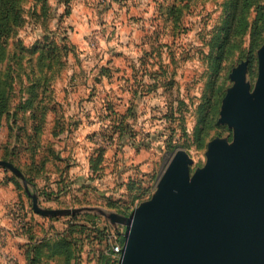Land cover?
I'll return each mask as SVG.
<instances>
[{
    "label": "rangeland",
    "instance_id": "1",
    "mask_svg": "<svg viewBox=\"0 0 264 264\" xmlns=\"http://www.w3.org/2000/svg\"><path fill=\"white\" fill-rule=\"evenodd\" d=\"M101 1L72 0L69 13L64 14L66 10L64 1L26 0L25 22L19 29L18 35L8 44L0 63V77H5L3 78L6 81L5 86L12 87L8 104L9 111L0 120V159H11L16 165L18 164V167L25 170L28 169L27 165L30 160L26 148L28 140L25 129L26 114L21 111L20 107L32 94L30 86L39 74L36 70V64H39L37 59L39 52L31 54L27 50L23 58L19 57L22 50V47L17 45L19 39L29 46H25L27 49H31L36 40L43 36L41 25L45 22L52 26L48 36H53L60 22L75 19V8L78 4H84L83 9L88 12L87 16L91 15L90 20L94 22V28L100 29L103 35L112 34L113 31H116L117 35L120 30L117 29L118 26L130 20H155L158 25H156L157 41L154 44L140 45L134 41L136 44L131 43L125 47L131 57L129 61L127 60L128 65L133 69L129 71L130 74L135 73L133 79L138 91L136 93L138 114L136 113L130 120L137 133V138L128 141L135 142L132 144V149H129L131 147L126 148L118 155L109 157L111 165H115L114 169L123 171V174L113 181L109 179L113 185L111 190L106 188L102 191H91L85 196L77 192L74 193L78 199L76 201L73 198H64L60 202L50 204L41 201L45 207L93 206L106 211L123 210L124 215L129 216L140 202L152 197L160 177L178 150H186L191 155L193 159L191 170L194 172L197 167L205 165L210 141L215 138H227L233 142L234 128L227 123L220 122L221 110L229 88L235 83L232 73L240 64L246 63L247 65L246 76L251 89H254L257 82L258 50L264 43V37L261 45L255 50H251V45L256 26L257 28L264 26L261 10L258 8L261 3L264 5V0H254L256 4L249 12L251 24L248 30L235 35L232 44L226 48L220 58H218L216 40L226 17V0H180L181 3L178 5L183 6V9L176 26L171 30L172 34H166L167 39H170L167 40L169 42L167 44H163L161 40L165 35L163 22L167 17L161 8L159 9L161 4L159 1L162 0H140L141 5H134L138 3L137 0H111L113 8L108 12L102 10L101 5L104 3ZM44 2H47L48 11L46 14L41 13L39 26L32 17L33 9L39 10L38 13L44 12L42 9ZM129 6H131L130 10L126 13V7ZM112 19L117 28L113 24V29L110 26ZM155 29L156 27L139 28L137 29L138 36L141 38L144 33L155 31ZM129 30L134 31L135 29L124 28L126 32ZM59 32L66 35L67 31L59 28ZM97 36H100V33L90 35L89 42L96 45ZM222 37H224L223 34ZM147 39L150 41L149 38ZM91 44L90 48L94 51ZM111 47L119 50L122 46L112 44ZM94 48L98 49V46ZM143 48L153 53L152 57H142L140 52ZM8 64L10 67L4 70ZM71 65L67 63V67L71 68ZM33 72H36V75H33ZM64 73L65 71L57 77L56 83L58 80H63ZM48 84L52 86V80ZM50 91L48 90L52 97L55 91L54 89L53 93ZM106 91L101 89L100 92L99 90L97 97L101 99L106 96ZM95 138L99 140L101 136H95ZM0 169L5 170L6 168L0 167ZM6 171L8 179L13 176L19 180V187L15 184L20 194L16 203L22 207L23 216L26 218V226L23 228L31 231L30 233L35 238H52L54 235H60L57 240L60 245L59 239H62V234L70 230L72 231L71 237L76 242V245L70 244L74 249L76 264H120L119 255L115 252L113 245L116 240L119 241L121 236H124L123 242H126L127 227L125 225H113L108 218L98 212L65 215L57 218L37 214L36 218L27 219L28 212L35 213L32 199L22 179L11 170L6 169ZM107 183H109L108 179ZM128 183L133 185V189L127 187ZM137 183L141 184L139 186L141 190H135ZM32 191L37 192L34 185ZM140 193H143L142 200L138 202L135 196ZM23 197L29 204L28 212H25ZM88 213L91 215L86 216ZM76 215L78 216L74 218L73 216ZM59 245L54 249H60ZM51 253L52 249L50 251L49 247H45L40 264H64L62 256H51Z\"/></svg>",
    "mask_w": 264,
    "mask_h": 264
},
{
    "label": "water",
    "instance_id": "2",
    "mask_svg": "<svg viewBox=\"0 0 264 264\" xmlns=\"http://www.w3.org/2000/svg\"><path fill=\"white\" fill-rule=\"evenodd\" d=\"M258 57L254 89L242 63L224 99L220 122L234 128L233 142L210 141L205 165L194 172L191 155L178 150L152 197L132 215L93 206L45 207L15 163L0 159V167L22 179L41 216L98 212L125 225L120 264H264V43Z\"/></svg>",
    "mask_w": 264,
    "mask_h": 264
},
{
    "label": "crops",
    "instance_id": "3",
    "mask_svg": "<svg viewBox=\"0 0 264 264\" xmlns=\"http://www.w3.org/2000/svg\"><path fill=\"white\" fill-rule=\"evenodd\" d=\"M112 1L102 0L101 2L104 3L101 5L102 10L110 11L113 8ZM137 1L138 3L134 5L142 4L140 0ZM83 7L84 4H78L75 8V19H68L58 24V27L66 29L68 41L76 46L77 53L67 57L68 65L72 64L71 68L68 66L63 80H58L54 84L55 105L48 112L41 136L42 143L48 146L42 148L40 152L49 156L50 160L45 172L35 177L34 187L39 193L40 200L48 204L60 202L64 198H73L76 201L78 199L74 193L77 192L85 196L91 191H102L106 188L111 190L113 185L109 179L113 181L123 174V171L114 169L115 165H111L109 157L118 155L126 148L132 149L133 146L128 142L129 137L114 133L111 138L103 135L102 132H105L109 124L108 119L105 118L107 114L105 99L112 100L117 114L122 116L128 114L131 89L135 85L133 79L135 73L130 74L129 70L132 68L129 67L127 60L129 61L131 57L125 47L131 43L143 45L154 44L157 41L156 25L158 24L155 20H130L125 24L121 23L117 28L112 19L110 26L112 27L113 24L120 29L118 34L113 31L112 34L103 35L100 29L94 28V22L90 20L91 15L87 16L88 12ZM130 7H126V13ZM102 24L106 26L105 23ZM163 24L165 35L161 40L163 44H167L169 43L167 40L170 39H167L166 34H171V26H168L167 32V23L163 22ZM144 27H156V29L144 33L140 38L137 29ZM124 28L135 30L126 32ZM94 33L96 35L100 33V36L96 37V45L89 42L90 35ZM90 44L94 51L90 48ZM112 44H119L122 47L117 50L111 47ZM96 46L98 49L94 48ZM140 53L142 57L147 58L153 55L147 51V48H143ZM101 89L107 91L106 96L99 99L97 93L99 90L101 92ZM136 112L138 114V109ZM127 119L128 117L126 121ZM95 136H101L99 139L101 141ZM49 142H52V151L59 155V158H51L53 154L49 149ZM100 146L105 149L103 170L94 172L91 168V158L96 155ZM107 179L109 183L106 184ZM19 198L20 194L15 183L8 179L6 169H0V264H28L26 256L28 248L33 241L39 239L26 228L17 226L8 215V209L18 202ZM23 198L25 212H28L29 204L25 197ZM27 214V219L37 216V213L32 211Z\"/></svg>",
    "mask_w": 264,
    "mask_h": 264
},
{
    "label": "trees",
    "instance_id": "4",
    "mask_svg": "<svg viewBox=\"0 0 264 264\" xmlns=\"http://www.w3.org/2000/svg\"><path fill=\"white\" fill-rule=\"evenodd\" d=\"M61 1H64L63 3L66 4V10L64 14L69 13V8L71 9L69 5H71L72 0ZM179 1L180 0H172V2L171 0L159 1V3H161L159 5V9L161 8L162 12H164L166 14L165 16H167L165 17L164 22L167 23V26H171V30L173 29V27L176 26L179 14L182 12L183 9V6L178 5L179 3H181ZM46 4L47 2H44V5L42 6L44 12L38 13L39 10L37 11L36 9H33L34 11L32 17H34V22H36L37 25L41 23V13L46 14L48 11ZM255 4L256 3L254 2V0L225 1L226 17L224 19L223 25L219 29V33L217 34L216 40V48L219 54L218 58L222 57L223 52L226 50V48L232 44L235 35H237L238 33H245L248 30V27L251 24L249 12ZM25 7L26 0H0V63L3 59L8 44L18 35L19 29L25 22ZM258 8L261 10V19L264 24V5H262L261 3L259 4ZM41 27L43 30V36L36 40V42L32 45L31 49H27L25 47L27 45L22 40L19 39L17 41V45L22 47L21 53L18 55L19 57L23 58L24 53L27 50L31 54H35L37 53V51L39 52L37 57V59L39 60V64H36V70L39 71V74H37L36 76V81H34L32 85L30 84V91H32V94L24 103H22V106L20 107L21 111L26 114L25 120L27 124L25 129L26 135L28 137L26 138L28 139L26 148L29 152L30 163L27 165V170L21 168L20 166L19 168L24 172L28 180L33 185H35V177L38 174L45 172V168L47 167V164L50 160L49 156L41 153L42 148H47L48 146L42 143L41 136L43 133V127L44 123L46 122L48 112L55 105V94L53 93L55 80L67 68V57L70 54L77 53L76 46L68 41L67 35L59 32L60 27H58V25L56 32L53 33V36L49 35L50 37L48 36V34L52 30L51 24L47 25V23L45 22V24H42ZM222 34L224 35V37H222ZM253 35L254 37L251 45L252 51L259 47L262 43L264 37V26L258 28L256 26ZM9 67L10 65L8 64L4 70H7ZM33 75H36V72H33ZM3 78L5 77H0V120L3 118V115L8 113L9 111L8 104L9 97L11 94L10 92L12 90L11 86H5L6 81ZM51 80L52 86L48 84V82H51ZM136 89L137 87L135 84L134 87H132L131 89L132 96L130 99V107L127 110L128 114L126 116L117 114L116 110L114 109L112 100L109 98L105 99V108L107 111L105 118L108 119L109 124L105 129V132H102L104 133V136L111 138L113 137L114 133L119 134L122 137H129L130 140L137 138V133L133 129V123H131L130 121L134 118L137 113L136 93H138V91ZM48 90L53 93L52 97H50ZM127 117L128 119L126 121ZM49 143V149L53 154L51 158H59V155L52 151V142ZM131 143L135 144V142L132 141ZM104 154L105 149L103 146H100L96 151V155L91 158V168L94 172L103 170V162L105 159ZM8 160L15 163L11 159ZM10 180L13 181L19 187L20 183L16 177L12 176ZM128 186L130 189H133V185H130L128 183L127 187ZM139 186H141V184L137 183V187L135 190H141ZM144 192L145 190L143 191V193ZM143 193H140L138 196H135V199H137L138 202L142 200ZM118 212L122 214L125 213L123 212V210H119ZM90 215L91 214L89 213L86 214V216ZM77 216L78 215L73 217L76 218ZM71 232L72 231L67 230L62 234V239H59L60 245L57 242L60 235H54L52 238H43L33 241V243L30 244L28 248L29 251L26 254L28 264H40L42 262L43 249L45 247H49L50 251L52 249L51 256H62L64 258V264H76L74 249L70 245L71 243L76 245V242H74L73 237H71ZM119 241L123 242L124 236H121ZM58 245L60 249H54V247H58Z\"/></svg>",
    "mask_w": 264,
    "mask_h": 264
},
{
    "label": "built area",
    "instance_id": "5",
    "mask_svg": "<svg viewBox=\"0 0 264 264\" xmlns=\"http://www.w3.org/2000/svg\"><path fill=\"white\" fill-rule=\"evenodd\" d=\"M8 215L11 217V219L14 220L17 226L22 227V228L26 226V223H25L26 218L23 216L24 215L23 209L22 207H20V205H18V203L13 204L8 209ZM124 247H125V242H120L117 240L115 241V244L113 245V248L115 252L119 255L120 259L124 251Z\"/></svg>",
    "mask_w": 264,
    "mask_h": 264
}]
</instances>
